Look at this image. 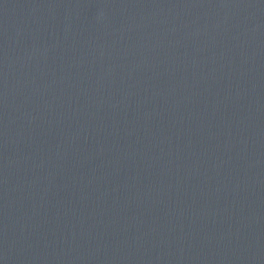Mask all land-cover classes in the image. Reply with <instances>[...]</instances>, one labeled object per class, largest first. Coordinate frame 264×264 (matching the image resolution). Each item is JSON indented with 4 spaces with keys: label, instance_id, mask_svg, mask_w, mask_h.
<instances>
[{
    "label": "water",
    "instance_id": "1",
    "mask_svg": "<svg viewBox=\"0 0 264 264\" xmlns=\"http://www.w3.org/2000/svg\"><path fill=\"white\" fill-rule=\"evenodd\" d=\"M0 264H264V0H0Z\"/></svg>",
    "mask_w": 264,
    "mask_h": 264
}]
</instances>
